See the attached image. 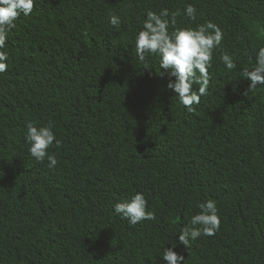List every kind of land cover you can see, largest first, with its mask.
<instances>
[{
    "label": "trees",
    "instance_id": "obj_1",
    "mask_svg": "<svg viewBox=\"0 0 264 264\" xmlns=\"http://www.w3.org/2000/svg\"><path fill=\"white\" fill-rule=\"evenodd\" d=\"M34 5L2 50L0 264H167L165 249L183 264H264V85L248 92L241 74L264 47V0ZM162 9L180 12L176 28L211 22L223 33L207 95L192 113L168 90L159 57L147 56L145 69L136 55L147 12ZM28 122L53 125L61 144L47 150L54 169L30 155ZM137 193L155 219L131 226L114 206ZM208 199L220 230L186 249L181 230Z\"/></svg>",
    "mask_w": 264,
    "mask_h": 264
},
{
    "label": "clouds",
    "instance_id": "obj_2",
    "mask_svg": "<svg viewBox=\"0 0 264 264\" xmlns=\"http://www.w3.org/2000/svg\"><path fill=\"white\" fill-rule=\"evenodd\" d=\"M34 7V0H0V74L7 71L8 56L2 50L6 46L8 33L16 27L15 21L20 15L28 17ZM195 13L194 7H186L185 14L188 19L195 21ZM179 16V11L169 13L167 9H162L159 14L148 11L142 30L135 37V49L138 60L145 64V69H148L145 63L147 56L159 57L160 69L169 74L168 90L174 92L180 104L192 113L193 106H198L201 97L207 95L213 53L221 45L223 33L211 22L195 29L176 28ZM109 18L112 26L120 25V19L115 14L110 13ZM170 26L174 29L171 33L168 31ZM220 60L228 71L236 70L237 64L228 54L221 53ZM241 74L243 78L251 81L248 92L254 91L258 84L264 85V47L259 48L254 67L251 70L243 69ZM172 78H175L174 82ZM193 85L198 86V92L193 90ZM244 95H247V92ZM52 127L51 123L45 127H37L34 122H28L25 136L30 146V155L38 163L47 159L50 170L56 167L58 161L55 155H49L47 150L54 141L57 148L61 147ZM147 207L148 202L143 194L137 193L130 200L116 203L114 212L127 220L131 226H135L143 221L155 219V214L148 211ZM198 207L199 214L192 217L190 224L184 227L179 235V243L186 249L191 246L190 240H196L202 235L212 237L220 230L221 221L216 202L208 199ZM162 258L167 264L184 262V257L171 249H165Z\"/></svg>",
    "mask_w": 264,
    "mask_h": 264
}]
</instances>
